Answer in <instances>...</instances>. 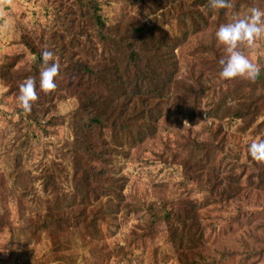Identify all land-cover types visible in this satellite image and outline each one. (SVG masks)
Listing matches in <instances>:
<instances>
[{
	"label": "rangeland",
	"instance_id": "rangeland-1",
	"mask_svg": "<svg viewBox=\"0 0 264 264\" xmlns=\"http://www.w3.org/2000/svg\"><path fill=\"white\" fill-rule=\"evenodd\" d=\"M83 1L0 0V264H264V162L248 153L264 138V82L253 92L252 80L221 79L227 53L215 36L264 0H230L208 26L196 17L171 93L186 103L159 106L154 135L133 149L109 154L108 132H87L102 159L79 151L74 120L80 66L95 70L107 50L91 4L107 28L164 12L175 33L195 8L170 0L153 15L141 0ZM44 50L60 65L50 92L38 87ZM239 50L264 70V36ZM29 77L37 99L25 112L17 97Z\"/></svg>",
	"mask_w": 264,
	"mask_h": 264
},
{
	"label": "trees",
	"instance_id": "trees-1",
	"mask_svg": "<svg viewBox=\"0 0 264 264\" xmlns=\"http://www.w3.org/2000/svg\"><path fill=\"white\" fill-rule=\"evenodd\" d=\"M80 1L84 4L83 0ZM188 1H192V8L195 10L179 16L176 21L181 29L176 33L165 29L168 23L162 19L168 13L164 12L156 17L153 24L141 21L138 16L129 15L126 21L107 28L98 14V4H91L90 10L93 5L96 10L90 16V22L98 29V42L104 44L107 50L102 64L95 70L89 69L87 63L80 66L82 91L78 96L79 108L74 113L75 125L79 130L77 141L80 143V152L102 159L104 151L94 149L103 146H95L90 142L88 134L91 133L103 135L108 132L112 144L104 146H107L109 154L126 148L133 149L154 135L156 114L160 112L157 109L163 103L169 104L170 100L171 103L175 99V94L171 93L180 85L177 81L181 72L177 56L179 43L189 35L200 32L198 21L208 26L209 19L216 10L211 7L210 0ZM169 2L170 0H141V7L145 6L146 10L155 15ZM224 11L225 9H218L217 13L221 14L219 18ZM260 80L264 82V70L253 81V92L258 89ZM247 81L250 80L240 81L235 88L237 85L243 87V83ZM246 88L250 86L241 90ZM187 96H183L184 99L179 97L173 102L182 105L186 103ZM108 190V193L112 192V196H115L123 187L116 190L113 183V186L108 185Z\"/></svg>",
	"mask_w": 264,
	"mask_h": 264
},
{
	"label": "clouds",
	"instance_id": "clouds-1",
	"mask_svg": "<svg viewBox=\"0 0 264 264\" xmlns=\"http://www.w3.org/2000/svg\"><path fill=\"white\" fill-rule=\"evenodd\" d=\"M210 4L213 9L231 7L230 0H210ZM215 36L217 42L224 46L227 53V58L220 60V78L228 81L236 78L254 81L261 69L239 48L241 45L252 47L264 36V11L252 8L250 15L246 18L235 19L221 25ZM40 59L42 66L39 72L38 87L40 90L50 92L57 87L60 65L56 62L54 53L49 50L42 51ZM17 99L25 112L31 111L37 99V83L33 78L29 77L19 85ZM248 153L254 160L264 162V138L252 140L248 146Z\"/></svg>",
	"mask_w": 264,
	"mask_h": 264
}]
</instances>
